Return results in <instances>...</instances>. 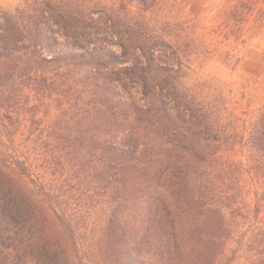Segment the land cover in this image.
Instances as JSON below:
<instances>
[{
	"label": "trees",
	"instance_id": "1",
	"mask_svg": "<svg viewBox=\"0 0 264 264\" xmlns=\"http://www.w3.org/2000/svg\"><path fill=\"white\" fill-rule=\"evenodd\" d=\"M192 1L0 11V264H264V107L240 127L187 82L220 36L264 33L263 0H228L211 39Z\"/></svg>",
	"mask_w": 264,
	"mask_h": 264
},
{
	"label": "rangeland",
	"instance_id": "2",
	"mask_svg": "<svg viewBox=\"0 0 264 264\" xmlns=\"http://www.w3.org/2000/svg\"><path fill=\"white\" fill-rule=\"evenodd\" d=\"M21 1L0 0V11H13ZM227 4L228 0H193L184 9V15L186 17H203L205 29H202L201 33L205 32L206 37L211 39L216 37L213 30L222 21L221 12ZM247 27H249V24L245 28ZM244 38L246 42L241 43L240 41L237 42L234 37L225 40L220 36L218 40L222 42L218 45L216 53L221 50L224 52L222 56L215 53V55L204 60L202 58L197 59L191 66L187 77V82L190 85H199L203 89L204 95L208 94L213 98L216 97L227 112L233 114L234 119L240 118L236 119L240 127L243 126V123L249 125L250 122L255 120L259 110L264 107V33L253 35L247 32ZM211 47L213 48V46ZM114 48L120 51V47L114 46ZM227 52L235 56L232 61L227 62L225 60L228 57ZM238 57H241L239 63L236 62ZM56 114L57 110L55 108H51L45 117L43 114H39L44 117L43 124L38 126L39 129H50L49 123L54 120ZM25 125L28 129L29 123L27 122ZM38 172V168H36L35 176L38 175ZM34 178L50 183L56 180L64 181V183L66 181L63 179L65 177ZM86 183L74 178V181L65 184H71L75 192L79 191L85 193V195H90L88 193L93 192L92 195H98V192L93 191L92 187H85ZM252 197V194L247 195V201L251 202ZM96 202L97 200L94 198L92 202L90 201L93 212L98 210L97 213L99 214L97 217L91 215L92 222L104 217L101 204Z\"/></svg>",
	"mask_w": 264,
	"mask_h": 264
},
{
	"label": "crops",
	"instance_id": "3",
	"mask_svg": "<svg viewBox=\"0 0 264 264\" xmlns=\"http://www.w3.org/2000/svg\"><path fill=\"white\" fill-rule=\"evenodd\" d=\"M263 3H264V0H263Z\"/></svg>",
	"mask_w": 264,
	"mask_h": 264
}]
</instances>
